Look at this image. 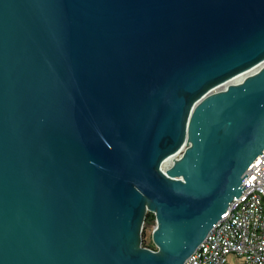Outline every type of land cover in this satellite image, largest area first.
<instances>
[{"label":"water","instance_id":"obj_1","mask_svg":"<svg viewBox=\"0 0 264 264\" xmlns=\"http://www.w3.org/2000/svg\"><path fill=\"white\" fill-rule=\"evenodd\" d=\"M260 153L264 0H0V264H182Z\"/></svg>","mask_w":264,"mask_h":264},{"label":"built area","instance_id":"obj_2","mask_svg":"<svg viewBox=\"0 0 264 264\" xmlns=\"http://www.w3.org/2000/svg\"><path fill=\"white\" fill-rule=\"evenodd\" d=\"M258 66L242 73V76ZM231 79L226 82L239 80ZM225 83L212 90L223 87ZM243 175L240 194L228 201L223 212L182 264H226L228 253L234 254L237 260L235 264H264L263 153L253 158Z\"/></svg>","mask_w":264,"mask_h":264},{"label":"trees","instance_id":"obj_3","mask_svg":"<svg viewBox=\"0 0 264 264\" xmlns=\"http://www.w3.org/2000/svg\"><path fill=\"white\" fill-rule=\"evenodd\" d=\"M152 224H154L153 214H152V212L146 210L144 212L143 218H142L141 232L143 230H145L146 228H148L149 226H151ZM140 245L143 247L151 248V249L155 248V246L153 245V243L150 240V233L146 237H144L141 234Z\"/></svg>","mask_w":264,"mask_h":264},{"label":"rangeland","instance_id":"obj_4","mask_svg":"<svg viewBox=\"0 0 264 264\" xmlns=\"http://www.w3.org/2000/svg\"><path fill=\"white\" fill-rule=\"evenodd\" d=\"M241 76H242V75H241ZM241 76H240V77H241ZM240 77H239V78H240ZM162 166H165V165H162ZM152 226H153V224H152L151 226H149L148 228H146L145 230H143V231L141 232V234H142L144 237L148 236V234L150 233V230H151ZM225 259H226V264H235V263L237 262V260H236V258H235V256H234V254H232V253H228V254H226Z\"/></svg>","mask_w":264,"mask_h":264},{"label":"bare ground","instance_id":"obj_5","mask_svg":"<svg viewBox=\"0 0 264 264\" xmlns=\"http://www.w3.org/2000/svg\"><path fill=\"white\" fill-rule=\"evenodd\" d=\"M242 74H239L237 76H234L233 79H231V81H235L237 79H239V77L241 76ZM169 162V158H167V160H165V162H163V165H166L167 163Z\"/></svg>","mask_w":264,"mask_h":264}]
</instances>
